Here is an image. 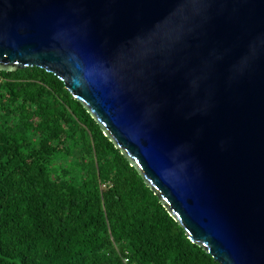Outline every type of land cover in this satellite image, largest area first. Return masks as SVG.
<instances>
[{
  "label": "water",
  "instance_id": "obj_1",
  "mask_svg": "<svg viewBox=\"0 0 264 264\" xmlns=\"http://www.w3.org/2000/svg\"><path fill=\"white\" fill-rule=\"evenodd\" d=\"M55 74L219 264H264V0H0V70Z\"/></svg>",
  "mask_w": 264,
  "mask_h": 264
},
{
  "label": "trees",
  "instance_id": "obj_2",
  "mask_svg": "<svg viewBox=\"0 0 264 264\" xmlns=\"http://www.w3.org/2000/svg\"><path fill=\"white\" fill-rule=\"evenodd\" d=\"M0 264H219L55 74L0 70Z\"/></svg>",
  "mask_w": 264,
  "mask_h": 264
}]
</instances>
